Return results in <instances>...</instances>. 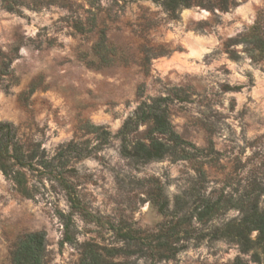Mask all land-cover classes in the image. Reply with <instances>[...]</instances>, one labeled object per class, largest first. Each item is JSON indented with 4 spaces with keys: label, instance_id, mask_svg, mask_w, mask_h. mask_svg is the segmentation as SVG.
<instances>
[{
    "label": "rangeland",
    "instance_id": "obj_1",
    "mask_svg": "<svg viewBox=\"0 0 264 264\" xmlns=\"http://www.w3.org/2000/svg\"><path fill=\"white\" fill-rule=\"evenodd\" d=\"M163 1L0 0V123L27 156L0 169V264L33 232L48 264L88 244L117 263L264 264L248 223L264 214V0ZM153 99L180 145L135 162L120 131Z\"/></svg>",
    "mask_w": 264,
    "mask_h": 264
},
{
    "label": "trees",
    "instance_id": "obj_2",
    "mask_svg": "<svg viewBox=\"0 0 264 264\" xmlns=\"http://www.w3.org/2000/svg\"><path fill=\"white\" fill-rule=\"evenodd\" d=\"M169 12L176 9L191 6L190 0H164ZM162 99H153L149 103H142L133 117L129 118L122 126L120 134L123 142V154L135 162H149L160 160L176 153L180 140L174 132L168 119L167 109L161 104ZM149 124L146 130L144 141L137 140L129 142L128 136L136 131L139 124ZM11 152V154H9ZM12 158L17 164H25L27 156L22 152V147L16 141V135L12 126L0 123V169L6 175L8 167L6 160ZM15 183L21 186L22 181L19 173H14ZM159 210L163 211L164 206L160 205ZM254 224L258 231L257 244L264 250V214L255 213L248 220ZM243 231L238 230V236L242 237ZM166 244L157 245L160 251ZM254 260L261 263V257L256 253ZM11 264H48L46 250V236L43 232H33L24 235L14 247L11 253ZM79 264H131L130 262L117 263L108 261L93 246L86 245ZM232 264H245L236 258Z\"/></svg>",
    "mask_w": 264,
    "mask_h": 264
}]
</instances>
